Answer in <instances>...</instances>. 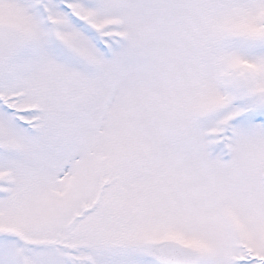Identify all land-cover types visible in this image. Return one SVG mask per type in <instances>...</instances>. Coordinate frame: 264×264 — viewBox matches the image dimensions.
<instances>
[{"label": "snow or ice", "instance_id": "obj_1", "mask_svg": "<svg viewBox=\"0 0 264 264\" xmlns=\"http://www.w3.org/2000/svg\"><path fill=\"white\" fill-rule=\"evenodd\" d=\"M0 264H264V0H0Z\"/></svg>", "mask_w": 264, "mask_h": 264}]
</instances>
